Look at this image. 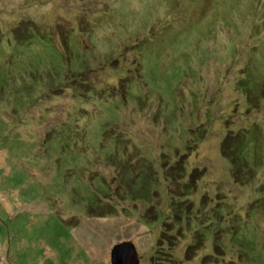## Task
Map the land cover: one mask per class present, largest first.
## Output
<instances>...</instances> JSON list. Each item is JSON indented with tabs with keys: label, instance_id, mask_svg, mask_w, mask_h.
<instances>
[{
	"label": "rangeland",
	"instance_id": "rangeland-1",
	"mask_svg": "<svg viewBox=\"0 0 264 264\" xmlns=\"http://www.w3.org/2000/svg\"><path fill=\"white\" fill-rule=\"evenodd\" d=\"M262 85L264 0H0V264H111L128 241L139 264H264ZM241 127L250 196L220 153ZM186 151L185 200L224 196L202 234L158 196Z\"/></svg>",
	"mask_w": 264,
	"mask_h": 264
},
{
	"label": "trees",
	"instance_id": "trees-1",
	"mask_svg": "<svg viewBox=\"0 0 264 264\" xmlns=\"http://www.w3.org/2000/svg\"><path fill=\"white\" fill-rule=\"evenodd\" d=\"M123 76V75H122ZM126 79L125 76L121 77ZM264 85H262L260 88L262 90L261 92V97L264 98V90H263ZM250 94L247 92L246 94V100L248 101V104L252 107H254L255 109H257L259 112L260 110L257 107V105L260 103V101L258 102H250ZM260 97V98H261ZM248 110H246L247 113ZM261 113V112H260ZM243 129L244 128H240V134L238 135L235 131H231L228 130L226 135L223 137L221 143H220V153L221 155L225 158V160H227L228 164H229V175L233 184L237 185L238 187L240 186V188H242V191H249V194L247 196L252 195V192H250L249 189V183L252 180H255L257 178V171H254L250 165H248L247 163V159L245 158V150L243 149V145L241 143L240 137L243 134ZM238 130V129H237ZM230 131V132H229ZM228 132L231 135H227ZM192 147H188L187 149H191ZM191 152H184V153H177L175 155V158L173 159V162H179V158L182 156L187 155V157H189ZM159 158V156L156 157L155 160H157ZM160 159V158H159ZM163 159V160H162ZM162 161V175L159 177V183H158V188L160 189L161 194H158L159 199L162 198V196H165V200H164V206L161 208H165V206H167L165 209V214L169 213V210H173L174 212V216L175 218L181 219L183 218V215L181 216L180 214H184L187 222H189L190 224L194 225V227H197L198 231L200 234H202L203 228H206L207 225H205V223H210V224H217L218 223H223V221H225L224 219H221L223 216L220 215L219 213V207L223 204L224 201H222L221 199L224 198V196H218L216 195L217 193L213 194H208L211 196H208V201L210 202L209 204H204L201 201L196 203V204H190L188 199L185 200L190 194H192L193 192H195V187L193 189V191H191V187L189 185H186L188 183L190 184H196L197 185V190L196 192L199 193L200 191V199L203 197V194L207 191L204 188V183L201 182V178H203V176L205 175V169L204 172L201 171L203 174H201L200 176H197L198 178H196L192 173L189 174V178L185 179V182H183L182 184H184V186L182 185V188L179 189V187L177 186V183L179 182V180L184 179L183 175L185 174V167L184 165L180 166V167H175V162H171L170 164H167L165 162L164 157H162L160 159ZM197 164V163H196ZM196 167H198L197 165H195ZM166 169L165 172L163 171V169ZM117 169V168H116ZM196 168L192 169L193 171ZM225 176V175H224ZM222 177V176H221ZM124 179V178H123ZM144 179V177H143ZM125 180V179H124ZM137 182V177L136 175H134V178L131 179V183L127 184V189L128 190V186L132 183H136ZM180 183H178L179 185ZM120 184L117 185V188ZM201 186H203V188H201ZM261 187L264 189V182L262 183ZM122 188V186H121ZM199 188V190H198ZM247 188V189H246ZM246 189V190H244ZM124 190V191H126ZM129 193L132 194V198H136L139 201H146V210H152L153 206L148 207V205L150 203L155 202L154 200L152 201H147V199H145L142 195L139 194L138 190L137 191H131V189L128 190ZM151 192V190H150ZM208 192V191H207ZM118 195V194H117ZM121 196H123L122 194H119ZM151 195H154V193L151 192ZM116 196V195H115ZM249 199V198H247ZM252 202L256 203L258 206V209L264 210V196L263 195H259V198L254 199ZM251 202V203H252ZM189 203V204H188ZM250 203V204H251ZM261 203V204H260ZM188 205V206H187ZM99 206V204L97 205ZM108 206L110 207L111 204L109 203ZM95 207V206H94ZM101 209H105L100 207ZM231 208L229 207L230 210ZM257 208L255 207L254 210H256ZM159 210V208H158ZM186 210V214L184 213V211ZM225 210V209H224ZM249 210V208H248ZM204 217H208L205 220H203L202 218ZM231 219V218H230ZM203 220V222H202ZM232 223H234V225H230V223L224 225L223 227H226L228 229V232L230 234H232V236L234 235L233 233L236 232V228H235V222H233L232 220H230ZM216 226V225H214ZM190 228V227H189ZM222 227H220L221 229ZM206 231V229H205ZM205 234V232H203ZM206 240V239H205ZM216 247H221L220 243H215ZM162 247H164L162 245ZM214 248V245H213ZM221 249L223 250V245L221 247ZM160 253V251H157L156 253V257L158 258V254ZM209 255H213V254H208ZM211 261H206L205 259L201 261L202 264L204 263H208ZM213 262V261H212Z\"/></svg>",
	"mask_w": 264,
	"mask_h": 264
},
{
	"label": "water",
	"instance_id": "water-1",
	"mask_svg": "<svg viewBox=\"0 0 264 264\" xmlns=\"http://www.w3.org/2000/svg\"><path fill=\"white\" fill-rule=\"evenodd\" d=\"M111 264H139V255L132 242H121L110 250Z\"/></svg>",
	"mask_w": 264,
	"mask_h": 264
}]
</instances>
